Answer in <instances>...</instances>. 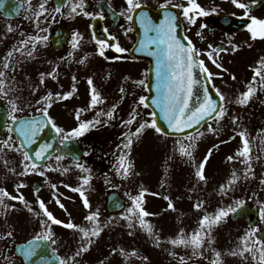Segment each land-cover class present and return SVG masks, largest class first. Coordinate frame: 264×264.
<instances>
[{"label":"snow or ice","instance_id":"1","mask_svg":"<svg viewBox=\"0 0 264 264\" xmlns=\"http://www.w3.org/2000/svg\"><path fill=\"white\" fill-rule=\"evenodd\" d=\"M258 0H231V3L239 9L243 10V17L248 18L250 21L246 25L247 31L250 33L252 40L264 39V19L257 18L251 15V9L253 5H256ZM49 0H40L37 5V10L33 12L34 24L37 29V34L28 35L25 39L19 41V44L9 50L6 55L0 59V98H8L11 93L16 91L15 88V71L16 66L22 61L16 59L18 53L24 59L34 58V54L37 50V46L44 44L48 40L47 35H41L39 33H46L48 29L41 27L43 21L48 20V16L52 13L66 15L69 19H75L78 15L95 19L97 17L103 19L104 13L101 12H89L87 11L86 0H61L55 8L49 9L47 7ZM127 7L120 13V16L124 17L127 21H135L139 24L142 29V38L138 40L137 51H145L149 56L155 58V97L151 98L150 104L154 107V111L147 113L151 119H143L142 113L139 109H148L150 107L149 97L140 95L136 105L131 109L128 114V118L123 120L122 123L125 127L129 128V131L124 133L123 148L128 150L120 154L117 158V163L114 165L117 175L127 178L129 175L134 174L132 172V163L128 159L130 155L133 143L144 134L146 129H152L157 134L168 136V132L164 127L161 126L159 121L167 126V129L174 133H184L186 129H193L203 122L207 125L205 131H199L197 129L194 133H185L182 137L177 138L174 141V152L185 160L186 163L190 164L194 170V176L197 183H207V177L205 174L206 165L209 162L214 149H218L220 144L227 143L229 141H220L218 144H213L212 147L207 149L206 154L202 159L197 161L195 152L198 147L199 141L206 135V133L213 134L219 137L222 131V121L228 115V104L236 103L241 106H245L249 101L256 95L258 90L264 91V57H261L257 61L253 71L251 81L246 84V90L240 93L234 101L228 100L220 89L216 88L215 93L218 99H213L209 92V83L214 76L219 75L218 73H212L206 66L205 61L200 59L201 55H206L211 63L222 71H227L223 68V65L219 63L218 57L221 52H227L229 49L224 47H214L209 44L208 51H202L195 47L194 43L187 36H184V40L187 43L182 42L178 37V28L180 27V18L182 17L187 24L195 26L197 19L200 17H207L212 13L216 12V8L205 9L198 0H186V3H173V0H163V3L159 5L160 9L163 10V18L158 23L153 22L152 18L147 12L143 10L144 4L141 0H125ZM0 7H3V0H0ZM28 7L32 5L28 3ZM111 7V5H109ZM180 9L179 12L170 11L169 8ZM67 8V12L64 13L62 9ZM48 14L46 16L45 14ZM235 15V14H233ZM55 19V16H52ZM207 24L201 23L200 29L207 28ZM131 27L127 28V32L132 31ZM8 32H12L13 28L8 26ZM105 37H98L95 32L92 33L91 41L95 43L96 52L100 57H105V50L112 48L117 53H125L128 49L120 46L118 39L115 35L108 32V29H104ZM23 35V34H22ZM197 36L202 37V32L198 31ZM84 41V36L79 31L72 33L70 41L71 48L77 51L81 47V42ZM231 50L235 52L239 45L233 44L229 40ZM30 46V47H29ZM251 47V45H249ZM73 52L68 53V57L73 56ZM89 58V54L82 56L77 63L86 64ZM66 58L62 57L61 60ZM198 73V74H197ZM40 85L45 83V78H51L58 82V66L53 67L47 73L41 72ZM110 76V74H109ZM203 77L201 79L200 77ZM129 77H124L127 81ZM232 79L235 80V75H232ZM147 73L144 74V78L132 81L137 87L147 88L146 83ZM71 90L66 92H55L47 91L41 96L36 103L41 105L36 111L39 113L40 118L31 116L24 118L17 115V113L23 112L24 108L21 107L20 97L8 98V110L6 112V126L7 131L16 133L21 138L22 143L16 146L13 142L12 136L9 135L6 139L0 141V152L4 149L15 150L22 153V170L16 172L14 168L8 169L9 172H13L17 176H26L30 174H38L45 176V170H42V166L39 163L46 159V154L49 149L53 147L51 143L42 144L38 150L30 153L27 150L28 146L35 143L38 133L41 132L45 127L50 126L54 132L59 136V143L65 144L69 140H73L83 136L91 128L97 125L107 124L110 120L115 118V114L118 109L117 104H113L109 109H99L91 120H82L81 114L85 111L96 109L98 105L105 103V98L101 92L95 86L92 76L87 78V84L89 86V104L87 108H78L75 110V119L78 124L75 128L69 131H65L63 127L58 126L54 119L49 115V109L53 103L63 101L71 98L74 93L78 91L76 87V76L72 77ZM62 87V86H61ZM214 87V86H213ZM39 88L33 87L32 93L35 94ZM121 93L120 99L122 100L126 93V88L122 85L119 88ZM31 106V105H27ZM101 117L105 119L101 120ZM231 123L239 127V117L233 115L230 117ZM215 122V127L213 123ZM133 125H136L134 129ZM241 137L242 146L236 150L235 155H229L226 157L227 161L234 162L238 161L244 165L242 175L237 174V170L234 168L228 177L226 183L219 185L218 194L227 195L228 191L233 188L236 183L243 179L254 178V171L252 168L251 147L249 138L245 131L237 133ZM235 137H229V140ZM264 143V141H262ZM264 151V149H262ZM63 157L56 156V160L60 161ZM172 159V157H169ZM259 159V157H256ZM7 163V162H5ZM75 168L79 169L82 175L79 177L81 184L73 187L68 184H61L63 187L68 188L74 193H78L82 199V203L85 209H89V213L84 217L85 221L90 226L79 225L74 223L71 219L67 222L62 221L54 216V214L48 209L46 203L40 198V188H34V195L36 196V204L38 205L39 211H37L32 204L25 198L20 192V189L26 187L21 182L16 184L14 187L17 194L13 195L7 191L6 188L0 187V217L5 218L11 211H16V205L10 204L7 201H18L23 205V208L27 212L31 213L38 219L39 230L36 231L31 239L27 240L26 244L17 249L23 258V264H79L78 258L82 257L83 254L87 253L93 242L94 238H98L103 231L104 227H107V223L102 224L100 222L99 209L91 211V204L85 192V186L90 187L92 179L91 170L85 167L83 164L75 163ZM59 170V169H51ZM69 169L65 168L62 175L68 172ZM47 182V181H45ZM261 184H264V179H261ZM105 183H110L109 180H105ZM53 189V199H55L57 205L65 209V205L61 202V195L58 191L55 183L51 184ZM195 190V186L190 191ZM148 192L147 189L141 188L139 193L135 196H129L131 200V206H129L124 213L121 214L120 219L128 222L130 229L139 227L144 230L150 238L154 240L157 247L163 242L171 244L173 247H183L191 249V256H177V253L169 250V255L174 258H178L180 264H188V261L193 257L202 259H208L207 253H211L210 264H223L224 255L238 256L242 260H251L253 264H264V237L257 236V233L261 230L260 226L250 227L243 236L239 238V243L234 249L228 250L226 253H222L214 247L215 238L212 235L213 229L218 227L222 222L233 214L243 211L245 201L236 200L233 205L226 207H219L216 209L214 214H210L204 211V214L199 218L197 227L191 232H186L185 229L181 228L174 238H169L167 241H162L158 233L154 230V227L145 218L154 215L149 213L143 207L145 194ZM152 195H159V193H151ZM168 201L167 208L175 211V205L170 196L165 195L163 197ZM205 201L198 200L193 207L200 211L204 209ZM116 207H120L118 203ZM71 214L69 213V216ZM259 216L264 223V205L260 206ZM110 218L109 222H111ZM53 225H60L65 229L72 230L74 233H78L77 246L73 253L68 256H61L58 254V238L53 231ZM131 234V233H129ZM14 235L13 230H8L4 233H0V240H7L12 238ZM113 253L117 252V249H112ZM119 253L124 257H135L137 252L135 249L131 252L125 251V249H119ZM0 255H3L0 252ZM6 264H13V261L8 257L4 256ZM35 258V259H34ZM142 259L147 260V257ZM102 264V262H101Z\"/></svg>","mask_w":264,"mask_h":264},{"label":"rangeland","instance_id":"2","mask_svg":"<svg viewBox=\"0 0 264 264\" xmlns=\"http://www.w3.org/2000/svg\"><path fill=\"white\" fill-rule=\"evenodd\" d=\"M1 18V17H0ZM9 24L0 21V59H2L6 53L11 50L18 38L20 37V33L13 30L12 32H8ZM16 59L21 60L22 62L16 66L15 75V88L16 91L11 93L8 98L20 97L21 99V107L24 108L23 112L17 113V115L25 112H32L37 108L41 107L36 103V100L32 97V88L34 86V81L31 79V70H32V59H24L19 54H16ZM31 73V74H30ZM249 81H245V85ZM237 83H242V79L238 78ZM78 89V87H77ZM79 90V89H78ZM221 91V90H220ZM80 92V90H79ZM223 95L229 100H235V94L232 91H221ZM262 97L264 98V91H262ZM81 93V92H80ZM87 92L84 93V99L87 98ZM8 98H2L7 101ZM258 100V106L254 111L240 110L236 107L227 105L228 107V115L224 118L222 123V131L219 137L214 136L213 134L206 133V135L199 141L197 150L195 152V156L197 161L203 158L206 154L207 149L212 147L213 144H218L220 141L229 140V137L234 136V139L229 140L227 143L220 144L218 149L213 150V154L211 155L209 162L206 165L205 174L207 177V183H197L196 178L193 179L194 170L190 164L186 163L183 158H181L178 153L174 152V141L175 138L165 137L160 134H157L154 130H150L148 134H144L145 136L141 139L135 140L130 152V156L133 162V182L135 186H139L143 188L145 182H148L154 186L155 190H159L160 193L164 192V195L170 196L175 205V211L169 210L167 208L168 201L165 200L164 209L162 212V218H159L155 213L153 218H147L148 222L156 228V232L160 236L162 241H167L169 238H174L178 231L183 228L186 232H191L193 229L197 227V222L199 218L204 214L202 209L197 211L193 205L198 200H204L205 203H209L212 205V212L216 211L219 207H226L228 205H233L236 200H244L245 203H258L259 205L264 204V184H261V179H264V102L261 103L259 97H255ZM79 100H83L80 96ZM84 104V101L83 103ZM236 104V103H233ZM31 105V106H27ZM9 107V106H8ZM239 117L238 124L239 127L233 125L231 123V116ZM71 117V114L69 115ZM244 118V119H242ZM242 120V125L245 128H240ZM213 127H215V122L213 121ZM66 127V126H65ZM107 133L114 135V131H110L108 128L104 129ZM205 129H200L199 131H205ZM245 131L247 137L250 141L251 147V156L252 160V168L254 171V178L239 180L236 185L228 191L227 195H219L218 188L222 183H226L228 177L230 176L232 170L235 168L237 170L238 175H242L244 170V165L240 164L238 161L229 162L226 157L229 155H235L236 150L242 146L241 137L237 134L240 131ZM9 132L6 129L3 135L0 137V141L6 139L9 136ZM142 136V135H141ZM13 139V137H12ZM81 147L85 153V162L88 160L95 152V148L99 147L102 151L106 153L112 154V151H115L116 146L119 144V140L114 141L113 139L107 143L94 144L91 140L82 139L80 137ZM139 141V142H138ZM14 142V140H13ZM138 142V143H137ZM16 145V143L14 142ZM172 157V159H169ZM259 157V159H256ZM22 153L15 150L4 149L3 152H0V187L6 188L7 191L13 195H16L15 185L23 182L26 187L20 189V192L25 196L26 199L35 200L36 196L32 195L30 197L28 195V189L31 185V182L36 180L40 183V192L39 196L44 195L47 191L51 190V184L56 183L61 184L67 183L68 185H77L81 184L79 179L81 173H72V169L75 168V165H72L70 162L66 160L57 161L56 157H52L49 162H47L46 167L42 170H45L46 175L40 176L38 174H30L26 176H17L13 172H9L8 169L14 168L16 172L22 170L21 165ZM7 162V163H5ZM85 165V163H81ZM68 168L69 171L66 172L63 176L61 175L62 169ZM135 168V169H134ZM51 169H59V170H51ZM91 182L90 189L86 186V195L91 202H94L97 196L93 195L95 193L94 188V179L99 183H105V180H109L110 184L117 186L120 190H128L125 185L124 177L117 175L116 172L109 174L107 177H99L96 176L94 166L91 167ZM77 171H80L77 169ZM81 172V171H80ZM87 174V173H85ZM43 179V184L42 180ZM47 181V182H45ZM97 184V183H95ZM44 185V186H43ZM195 186V190L190 191ZM256 187V188H255ZM61 191L69 192L67 189ZM53 192V191H52ZM61 195L60 199L64 203L65 196L63 192H59ZM70 194L73 192H69ZM139 193V191L135 190L130 193V196H135ZM34 194V192H33ZM76 194V193H75ZM53 198V196L51 197ZM74 198L76 199V203L82 207L80 201L73 195L70 196L71 202L69 203V208L67 209V213L71 214L70 216L74 217L77 210V204L74 202ZM45 200V199H43ZM53 199V203H54ZM151 201L155 204H158V200L156 197H150ZM29 201V200H28ZM10 204H15L16 208L18 201H7ZM46 202V201H45ZM52 201L49 200L48 204L52 207ZM47 203V202H46ZM156 206V205H155ZM207 204L204 206L206 207ZM157 208V207H156ZM84 209V208H83ZM20 212L11 211L7 214L6 221L5 218L1 217L0 226L4 227V231L13 230L14 235L12 238L5 240L6 249H11V246L18 241L24 240L26 237L31 236L29 234L31 231V225L36 224V217L29 212H22L20 217L17 219ZM57 215L62 218L61 214L58 212ZM67 219L65 216L63 217ZM75 221V219H74ZM119 222H116V224ZM14 224L17 226L15 227ZM127 226V224H125ZM85 226H90L88 223ZM18 228V230H17ZM241 226L235 224H227L223 222L216 228L213 229L212 235L215 238L214 247L217 250H221L222 253H226L230 249H234L239 243V236L235 235L238 231H241ZM54 231H57L54 228ZM128 231V230H124ZM19 232V233H18ZM111 228L107 224V227H104L98 238H104L107 244L110 242L111 238ZM123 232V231H120ZM129 233H121L119 237L123 240L127 238L128 241L133 240V234L129 230ZM116 233H119L116 231ZM242 234V233H241ZM132 235V236H131ZM222 235V237H221ZM227 237L224 238V236ZM243 235V234H242ZM229 236V237H228ZM24 237V238H23ZM135 238V237H134ZM94 238V242H95ZM136 239V243L139 244L141 249L144 247L145 242L148 250V258L151 261L149 264L153 262V260H157V246L152 241H149V235H141L138 234ZM145 240V241H144ZM221 240V241H220ZM143 241V244H141ZM148 241V243H147ZM93 242V243H94ZM220 242H224L221 244ZM92 246H94L92 244ZM71 246L67 245L66 249H70ZM185 250L184 254L188 255L191 253V249L183 248V247H173L171 244L165 242L163 245L164 250V264H172V260L175 258L173 256L170 257L169 250ZM126 251V250H125ZM174 251V252H175ZM137 253L141 252L140 248ZM176 253V252H175ZM110 254V252H109ZM105 258V262L109 261L110 255ZM4 256H8L13 264H20L17 259H15L12 251L8 252L5 255L0 256L1 263L6 264L4 260ZM112 256V255H111ZM170 257V260L168 258ZM104 258H100L103 261ZM133 259L139 260L141 264H143L142 258L140 256H135ZM98 258L94 259V261H86L87 263H96ZM244 262L248 264L249 260H242L238 256L224 255L223 264H241ZM109 264V263H103Z\"/></svg>","mask_w":264,"mask_h":264},{"label":"flooded vegetation","instance_id":"3","mask_svg":"<svg viewBox=\"0 0 264 264\" xmlns=\"http://www.w3.org/2000/svg\"><path fill=\"white\" fill-rule=\"evenodd\" d=\"M16 1L21 2L22 8L20 9L16 19L9 20V26H11L15 31L25 32L26 37L28 35L37 34V29L33 22L34 18L32 17L33 12L37 10V5L39 4L40 0H30L32 5L31 8L28 7L29 0ZM86 2L88 5L87 11L94 13L102 11L104 13V18L101 19L97 17L92 19L89 17H84L83 15H78L75 17V19H69L66 15H60L56 13H52L51 16H48L46 13L45 15L48 16V20L46 22L43 21V17L41 18V27H46L48 31L46 33L39 34L47 35L48 40L46 42V46L44 44L38 45L34 54V58L40 59V62L37 64L38 68H36V75L40 77L39 74L41 72L47 73L53 67L58 66V82L46 77L45 83L42 85L45 88V93L47 91H52L55 93L58 91L66 92L71 90L73 83L72 77L76 76V87H78L81 93L78 90L71 98L64 100L63 103L55 102L49 109L53 119L59 125H69L70 130L75 128L78 124V121L75 119V110L78 108H87L89 104V94H87V98L84 99V93H89L87 78L92 76L95 86L105 98V103L98 105L96 109L83 112L81 114V119L91 120L94 118L97 110H107L114 103L118 105V109L114 119L110 120L107 124H101L91 128L88 132L81 136V138L91 140L94 144L107 143L110 142L114 137L110 133H107L104 129L110 128L115 132L117 127H124L122 121L128 118V114L136 105L139 96L146 94V88L137 87L132 83V81L144 78V74L148 72L149 65L146 59H137L132 54V48L135 41V30L131 22L120 16V13L127 7L125 0H86ZM141 2L144 4V7L158 9L160 8L159 5L163 3V0H141ZM181 2L186 3V0H173V3ZM245 2H248V0H245ZM198 3H200L205 9H211L215 7L216 12L207 16L208 20H206L204 17L201 18L200 24L204 23L208 26L203 30L200 29V24L197 25L196 23L195 26L189 25L181 17L180 22L184 35L189 37L194 43L195 47L202 51H208L209 44L213 45L214 47H224L229 49L227 52H221L218 57L219 63H221L223 68L227 71H222L221 69L216 68L206 55H201L199 58L205 61L206 66L212 73L219 74L214 76L211 81L213 82L212 84L218 87L221 91H234V81L238 80V78L243 80L241 90L245 91V81H251L253 76L252 69L257 66V61L261 57H264V39L252 40L250 38V33L246 28L232 32L217 25V23L214 22L216 17L224 14L243 16V10L236 8L231 3V0H198ZM109 5H111V7H109ZM47 7L49 9L55 8L56 4L54 3V0H49ZM253 7L255 8L253 9ZM170 9L172 8L170 7ZM172 10L175 12L181 11L180 9ZM62 11L66 13L67 8L62 9ZM251 15L264 19V2L258 0L257 4L252 6ZM52 16H55V19H52ZM211 17L213 18L212 21ZM129 27H131L133 30L127 32L125 35V31ZM105 28L108 29L109 33L117 37L120 46L128 49L127 52L117 53L112 48L106 49L105 57H107V59L100 57L97 54V46L91 41V36L92 33L95 32L98 37H105ZM74 31H79L81 34H83L84 41L81 42L80 49L73 52L70 41ZM198 31L202 32L203 38H201V36H197ZM54 37L56 45H58L60 48H55V46H52V38ZM229 40H231L233 44L239 45V48L235 52L231 50ZM249 45H251V47H249ZM69 52H73L72 57H68ZM85 54H89L86 64L82 65L77 63V61ZM62 57L66 59L61 60ZM232 75H235V80L232 79ZM126 76L129 77L127 81L124 80V77ZM122 85L126 88V93L121 100L119 88ZM80 96L83 99L82 101L79 100ZM83 101L84 104H82ZM230 106L236 107L238 109L254 111L260 105L257 103H248L245 106H241L239 104H230ZM139 111L142 113V118L146 119L147 113L145 109L141 108ZM70 114L71 117H69ZM103 119L105 118L101 117V120ZM78 139H80V137ZM93 161L96 165H98V167L95 169V172L97 171L96 176L102 178L114 173L111 168V154L96 152L95 158H89L87 162L88 164H92ZM129 181L130 182L128 184L124 185L127 187V189H129V191H133V187H139L132 183V178ZM101 187L109 191L117 190L118 188L117 186H113L110 183H101ZM101 187L100 189H102ZM143 188L148 190L143 207L149 213H156L159 218H162V212L165 204V199L163 198L165 196L164 192L160 193L159 190H155L154 186L151 185L149 181L144 183ZM151 193H159V195H152ZM150 197H156L158 204H155L153 201L149 200ZM131 203L132 202L128 199L126 209L131 206ZM103 206L105 207V202ZM97 207L102 208L101 203H99ZM116 213L118 212L109 213L106 210L101 211L100 219L109 222L110 218H114L111 219V222L109 223H115L116 220H123L120 219V216H117ZM153 217L154 215H150L145 219L148 220L147 218ZM4 232V227L0 226V233ZM63 236H66V234H63ZM66 243L67 242L65 241L58 240V245L56 247L58 248V254L61 256L66 255ZM102 244L104 243L95 245ZM128 244L132 247L135 246L136 249H141L139 244L133 240L128 241ZM141 244H143V241ZM4 246L5 240H0V252L3 254L5 250ZM114 248L117 249L118 252L119 241L117 236L113 237L111 240V250ZM89 251H92V249ZM141 251L148 258L146 242ZM86 255L87 253L83 254V256ZM83 256L78 258L79 264H90L87 263L86 260L81 263ZM207 256L208 259L194 257V260L196 261V264H210V259L212 258L211 254L209 253ZM156 257L157 260H153L151 264H164L162 244L157 247ZM149 262L150 260L148 258L146 260V264H149Z\"/></svg>","mask_w":264,"mask_h":264},{"label":"water","instance_id":"4","mask_svg":"<svg viewBox=\"0 0 264 264\" xmlns=\"http://www.w3.org/2000/svg\"><path fill=\"white\" fill-rule=\"evenodd\" d=\"M13 7L14 6L11 4L10 0H6V1L3 0V7H0V9L2 8L3 10L7 11L6 16H12L13 15L12 14L13 13ZM8 12H11V13H8ZM149 16L152 18L153 22L158 23L159 20L163 18V11L162 10L149 11ZM221 22L223 24L227 25L228 27H231V28H239V27L243 26V23L241 20L230 17V16L223 17ZM135 24L137 26V35H138V40H139L142 38V29L140 28V26L137 22ZM177 31H179V28ZM178 37H179V35H178ZM153 59H154V57L150 56V62L153 61ZM154 72H155V69H154ZM200 78L203 79L202 76ZM209 92L212 95L213 99H218L215 92L210 88V86H209ZM155 95H156L155 82L153 80V76H151L150 84H149V96H148L149 97V101H148L149 104H150L151 98L155 97ZM150 107H151L152 111L155 110L154 107L151 106V104H150ZM35 117L40 118V115L35 116ZM24 118H29V117H24ZM5 120H6V108H5V105L0 101V135L3 131ZM159 123L161 124L162 127L165 128V130L168 132L169 135H172V134L183 135V134L188 133L192 130H195L196 128H198L200 126V125H198L193 129H186L184 133H174L171 130L167 129V126L163 123L162 120L159 121ZM13 135L17 138L18 143L20 145L22 143L21 138H19L18 135L14 132H13ZM45 143H51L53 145V147L51 149H49V152L46 154V159L39 162L41 165L44 164V162L47 160V158L50 157L54 151H56L59 156L68 155L76 161L79 160V158H80L81 151L79 150V148L77 147V144L73 140H69L65 144L57 145V135L50 126L45 127L41 132L38 133V137H37L35 143L28 146L27 150H29L30 153H32L35 150H38L39 147ZM231 216L233 219L250 220V218H253L255 216V210L254 209H248L244 206L243 211H240V212L233 214ZM260 236L264 237V227H263V231H262ZM23 245H25V244L20 245V247ZM17 249H18V247H17ZM16 252L18 253V251H16Z\"/></svg>","mask_w":264,"mask_h":264}]
</instances>
